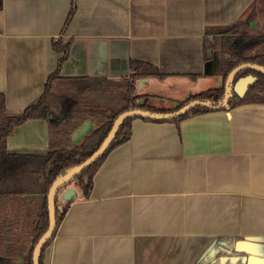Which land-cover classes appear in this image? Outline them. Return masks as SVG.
<instances>
[{"label": "crops", "instance_id": "1", "mask_svg": "<svg viewBox=\"0 0 264 264\" xmlns=\"http://www.w3.org/2000/svg\"><path fill=\"white\" fill-rule=\"evenodd\" d=\"M255 1L0 0L6 114L22 113L43 94L63 55L56 40L68 44L64 78L117 80L141 62L162 75L135 79L139 102L173 108L223 84L208 39ZM94 125L85 119L72 142ZM48 147L45 118L23 121L6 138L9 153L42 156ZM74 188V198H61L62 208L69 202L43 264H264V103L178 125L133 118L130 137L107 153L89 196Z\"/></svg>", "mask_w": 264, "mask_h": 264}, {"label": "trees", "instance_id": "2", "mask_svg": "<svg viewBox=\"0 0 264 264\" xmlns=\"http://www.w3.org/2000/svg\"><path fill=\"white\" fill-rule=\"evenodd\" d=\"M252 7L244 18L216 28L221 41L219 68L223 84L191 94L173 108L154 107L145 101L139 102L141 96L135 94V79L143 75H162L141 62H132V73L117 80L96 77L64 78L59 70L66 57L68 44L61 40L54 42V47L63 51L56 70L49 75L43 94L30 102L22 113L7 115L4 97L0 94V264H33L34 246L49 226V188L56 179L81 164L102 145L121 113L133 109L171 112L196 99L219 104L224 96L226 77L233 68L242 63L264 67V32L246 31V27L251 28L250 24L254 20ZM74 8L73 2L65 25L71 19ZM247 74L255 79L244 94L239 96L231 89L226 104L220 109L227 110L248 102L264 103V72L244 67L236 72L233 82ZM211 110L217 109L195 105L180 115L167 119L140 117L146 120L171 121L178 125L183 118ZM136 117L138 116L122 120L104 153L70 178L64 186L73 182L82 196L88 197L96 170L110 150L130 137L131 121ZM29 118L48 120L49 147L46 154L9 153L6 150L7 136L14 126ZM87 118L94 121V127L78 143H73L71 133ZM68 202L60 209L57 197L54 199L55 228L40 251L39 264H43L44 250L54 237Z\"/></svg>", "mask_w": 264, "mask_h": 264}, {"label": "water", "instance_id": "3", "mask_svg": "<svg viewBox=\"0 0 264 264\" xmlns=\"http://www.w3.org/2000/svg\"><path fill=\"white\" fill-rule=\"evenodd\" d=\"M244 67H251V68H255V69H258V70L264 72V67L262 65L252 64V63H242V64L236 66L235 68H233L226 77V80L224 83V96H223L222 101L219 104H213L207 100H197L196 99V100H192V101L184 104L180 108H178L174 111H171V112L158 113V112H150V111L142 110V109H133V110H129V111H125V112L121 113L116 118V120L114 121V123H113L111 129L109 130V132H108L104 142L102 143V145L90 157H88L85 161H83L81 164L70 169L62 177L56 179L53 182V184L51 185V187L49 188V191L47 194L49 226L34 246L33 264H39L40 251H41L45 241L51 236V234L54 231V228H55L54 199L57 195V192L60 189H62V187H64V189L61 192V198L62 199L71 200L72 198L75 197V195H76L75 188L72 185L64 186V184L70 178H72L76 174L83 171L86 167H88L90 164H92L95 160H97L104 153V151L109 146L111 139H112L116 129L118 128V126L122 122V120H124L125 118L130 117V116H138V117L144 116V117H148V118H152V119H167V118H171V117H175L177 115H180L185 110H187V109H189L195 105H203V106H208V107H211L214 109H220L226 104L227 99L230 95L231 89L234 92H236L239 96H242L244 94L246 88L248 87V85L254 81V79H255L254 76H252L251 74H247V75L238 77L233 82V79H234L236 72L239 69H242Z\"/></svg>", "mask_w": 264, "mask_h": 264}, {"label": "rangeland", "instance_id": "4", "mask_svg": "<svg viewBox=\"0 0 264 264\" xmlns=\"http://www.w3.org/2000/svg\"><path fill=\"white\" fill-rule=\"evenodd\" d=\"M252 10L254 13V20L253 21L255 22V27L257 29L246 27V31H248L250 33H262V32H264V0H256L254 2V6L252 7ZM220 42L221 41L219 39V34L216 35V38L212 36L210 39H208V46H210L208 48L209 49L208 52L211 54L215 53L217 55V57H219V58H220V48H221ZM69 185L74 186L73 182H71ZM60 190L57 192L56 197H57V204H58L57 206L61 209L62 208V200H61Z\"/></svg>", "mask_w": 264, "mask_h": 264}]
</instances>
